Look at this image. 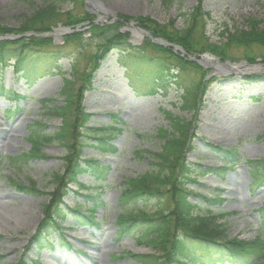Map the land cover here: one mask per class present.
I'll use <instances>...</instances> for the list:
<instances>
[{
	"label": "rangeland",
	"instance_id": "374dc122",
	"mask_svg": "<svg viewBox=\"0 0 264 264\" xmlns=\"http://www.w3.org/2000/svg\"><path fill=\"white\" fill-rule=\"evenodd\" d=\"M96 1L101 3V7L96 4L86 6L85 1L77 5L58 1V10L63 13L71 11L78 15L86 11L99 23H113L117 15L148 16L163 24L172 21L179 30L188 25L187 15L198 2ZM44 4V0H0V24L15 29L25 21L26 16H30L32 10ZM201 7L209 14V17H204L203 28L204 37L210 43L227 41L225 36L228 32L244 30L247 28V21L252 18L260 20L259 26L264 28V0H201ZM83 24L75 28L60 24L48 34L52 37V43L43 46L40 53L49 55L54 50H59V71L42 74L38 71L30 77V74L21 76L23 72L20 69L16 71L12 66L0 68V157L4 159L0 165V202H6L0 207V264H92L93 255L101 257V261L95 264H140L125 255L115 258V253L123 251L132 254L150 253V248L138 244L134 237L118 238L115 221L119 208L116 201L120 196L121 182L149 170L152 162L149 153L161 151L163 141L156 133L159 128L170 126L165 111L185 117L191 123L188 136L191 142L188 150L183 153L186 162L193 169L197 163L216 169V173H207L196 178L193 172L189 175L194 178L195 183L187 181L186 187L192 192L189 200L199 204L197 211H206L209 208L216 212L217 223L221 225L226 239L237 237L253 240L264 236L260 227V220L264 215V179L254 182L249 176L251 168L246 164L250 160L264 161V63L260 56L264 51L261 52L259 48L251 50L254 63L244 59L245 49L241 46L228 50L224 60L208 51L191 55L189 59L196 61L208 72L206 78L209 84L202 92L199 106L190 113H180L181 91L175 87L163 93H143L136 97L129 86L125 85L127 79L123 75L124 69L116 61L117 54L111 52L100 58L99 40L95 37L88 38L89 34ZM131 28L132 26L125 25L120 28V32L128 34L127 41L133 36V32L129 31ZM71 29L86 38L81 42L63 44L62 38ZM197 33L201 34L200 28ZM145 38L137 33L136 40L131 41L135 46L141 45ZM203 54H210L223 65L227 62L235 64L245 61L254 68L241 73L231 70L218 73L214 65L202 61ZM45 58L50 61L48 57ZM73 62L77 63L80 73L84 70L89 72L91 65L95 66L97 62L91 74L92 90L84 91L81 97V108L87 112L90 121L83 138L86 145L81 148L77 163L84 165L82 159L94 158L99 161L102 169H99V176L90 173L76 174V179L87 186V189H79L74 182L65 180L66 188L62 198L68 208L75 209L76 203L83 200L75 196L77 191L79 194L94 197L97 206L92 218L97 224L79 222V226H75V216L67 210L63 224L67 229L49 230L47 242H44L43 247H37L32 237L43 218L42 208L48 198L46 195L20 192L11 185L10 180L26 184L34 182L42 192L53 191V174L62 175L68 170L70 162H67L65 156L71 152L53 140L42 143L38 158L15 159L11 162L8 158L30 150L32 129H44L45 132L53 133L61 127L60 119L47 118L44 115L41 100L53 97L55 103L62 102L60 91L63 77L71 75ZM182 73L190 83L197 84L201 77V72L194 68H188ZM26 77H30L29 80ZM120 84L123 86L122 91L113 93ZM78 85L76 83L75 87ZM103 95L109 96L110 103L102 102L98 98ZM8 109L12 113L6 116ZM39 124L44 126H38ZM102 126L114 127L108 131L111 136L106 140L104 150L93 147L98 142L93 138L95 134L91 135L92 132L97 133V136L102 135V132L96 131V128ZM211 145L236 147L238 162L232 168L224 169L220 158L215 157L209 150ZM213 194L220 198L219 203L207 202L213 198ZM154 201L145 207L147 212L154 211ZM86 210L88 209L83 208V214ZM62 233L64 238L60 239ZM102 238L107 243L98 249ZM203 264L230 263L220 262L219 257L214 256Z\"/></svg>",
	"mask_w": 264,
	"mask_h": 264
},
{
	"label": "trees",
	"instance_id": "16d2710c",
	"mask_svg": "<svg viewBox=\"0 0 264 264\" xmlns=\"http://www.w3.org/2000/svg\"><path fill=\"white\" fill-rule=\"evenodd\" d=\"M58 1L71 2L73 5L83 3L81 0H44L45 4L32 10L30 16H26L19 27L13 29L0 24V37L5 35L16 37L0 39V68L12 66L16 71L20 69L23 76L26 74L34 76L38 71L41 74L59 71L58 63L61 59L59 50H54L49 55L40 53L43 46H49L52 43V37L48 34L59 24L75 28L84 23L86 33L89 34L87 37H95L99 40L100 58L113 51L117 54L116 61L124 69L123 75L127 78V84L135 96L143 93L146 95L163 93L175 87L181 91L180 113H190L199 106L202 92L209 84L206 78L208 72L204 71L196 61L190 60L191 55L208 51L224 60L228 50L234 46H241L245 49L244 59L254 63L255 59L251 57V50L259 48L261 52L264 51V28L259 26L260 20L256 18L249 19L247 28L244 30L228 32L225 36L227 41L210 43L204 37L203 28L204 17H209V14L201 7V0H198L187 15L188 25L179 30L174 27L172 21L163 24L148 16L117 15L113 23H97L94 22V16L86 11H82L80 15L73 14L71 11L60 12ZM164 1L167 2V0ZM131 22H136L139 28L147 31L154 38H162L178 45L182 51L176 52L171 47L156 44L148 37L141 45L135 46L128 43V34L120 32V28L124 25L129 26ZM198 28L201 29L200 35L197 33ZM83 38L86 37L72 29L62 40L63 44H67L73 41L81 42ZM260 56L261 62L264 63V53L262 52ZM45 57H48L50 61H46ZM95 59L98 57L95 56ZM11 61H14L13 64L10 63ZM96 64L97 62L95 66ZM91 66L92 69L89 72L84 70L80 73L77 63L73 62L71 75L63 77L60 104L55 103L53 98L41 100L44 115L47 118L60 119L61 127L53 133L45 132L44 129L39 131L32 129L29 140L31 149L18 156H10L9 162L15 159L38 158L42 143L56 140L71 152L65 156L71 165L67 172L68 180L76 183L79 189H87V186L76 179L77 173L100 175L99 169H102V166L98 160L87 158L83 160L84 165L77 163L80 148L86 145L81 137L87 132L85 130L89 120L87 113L81 108V97L84 91L91 89V74L96 68ZM188 68L201 72L197 84L188 82L183 75L182 72ZM76 83L79 85L75 87ZM9 113L12 111L6 110V116ZM165 117L169 121V128L161 127L156 133V136L163 141L161 151L149 153L152 157L149 170L138 177L121 182L120 196L116 201L119 208L115 221L118 238L134 237L138 244L150 248V253L132 254L123 251L115 253V258L125 255L140 264H189L207 262L216 256L219 257L220 262L230 264L264 263V237L258 236L253 240L237 237L226 239L221 225L217 223L216 212L209 208L206 211H197L199 204L189 200L192 192L186 187V182L195 183L189 176L191 172L196 177L216 173V169L200 164H196V168L193 169L191 164L186 162L183 153L188 150L191 142L188 139L191 123L187 122L185 117L169 111H165ZM112 129H114L113 126L97 128L103 134L94 137L98 143L93 147L100 150L106 149L105 142L111 136L108 131ZM76 143L78 146H75ZM208 148L215 157L220 158L224 169L232 168L238 162L234 147L223 148L211 145ZM3 161L4 159L0 157V165ZM246 164L251 168L249 176L254 182L260 181V178L264 179V161L250 160L246 161ZM65 177L64 174H53L55 190L44 192L40 191L34 182L25 184L14 179L10 180L11 185L20 192L46 195L48 198V201L43 204V218L32 237L37 247H43L44 242H47L49 230L55 228V230L63 231L67 210L74 214L75 225L79 222L97 224L92 218L97 204L94 197L89 194L75 193L76 197L83 199L76 204L75 209L65 205L62 198L66 188ZM151 201H154L156 206L154 211L149 213L145 207ZM208 201L219 203L220 198L213 194V198ZM81 206L88 209L84 214ZM260 222L261 232L264 233V215Z\"/></svg>",
	"mask_w": 264,
	"mask_h": 264
},
{
	"label": "bare ground",
	"instance_id": "6f19581e",
	"mask_svg": "<svg viewBox=\"0 0 264 264\" xmlns=\"http://www.w3.org/2000/svg\"><path fill=\"white\" fill-rule=\"evenodd\" d=\"M136 37H137V32H133L132 39L136 40ZM214 60H215V62H214ZM202 61H204L205 63H210V64L214 65L215 71H217L218 73H224V71L228 72V70L235 71L237 73H241L242 71H246V70H250V69L252 70L254 68L252 65H248L247 63H244V62L235 63V64L227 62V63H224V65H223V64L218 63V60L212 58V56L210 54H203ZM122 87L123 86L120 84L118 86V89H114L113 90L114 92L113 91L112 92L113 93H117V91H121L122 90ZM108 97L109 96H107V95H103V96H99L98 98L102 102H106L107 101V103H110ZM0 142H2L1 139H0ZM5 204H6V202L1 200L0 207L2 205H5ZM106 243H107V240L102 238L101 243L98 246V249H100L103 246V244H106ZM100 261H101V257H99L98 255L91 256L92 264L98 263Z\"/></svg>",
	"mask_w": 264,
	"mask_h": 264
},
{
	"label": "water",
	"instance_id": "95a60500",
	"mask_svg": "<svg viewBox=\"0 0 264 264\" xmlns=\"http://www.w3.org/2000/svg\"><path fill=\"white\" fill-rule=\"evenodd\" d=\"M83 1H85V5L87 6V5H91V4H96V5H98L99 7H101V3L99 2V1H96V0H83ZM100 19L102 18V17H99ZM113 18H115V17H113ZM131 26H132V29H130L129 31L130 32H137L138 33V35L139 36H146V35H148L149 36V38H151L152 39V36L149 34V33H145L144 31H142L141 29H139L138 27H136V25H135V23L134 22H132L131 23ZM131 39H132V36H131ZM131 39H130V41H131ZM152 41L153 42H156L157 44L159 43V44H161V45H163V46H167V47H172L173 49H175V50H177V51H180V48L178 47V46H176V45H173V44H171V43H169V42H166V41H163L162 39H152ZM131 42H133V41H131Z\"/></svg>",
	"mask_w": 264,
	"mask_h": 264
}]
</instances>
